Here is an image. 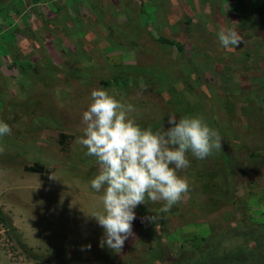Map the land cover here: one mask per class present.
I'll return each instance as SVG.
<instances>
[{"label":"rangeland","instance_id":"rangeland-1","mask_svg":"<svg viewBox=\"0 0 264 264\" xmlns=\"http://www.w3.org/2000/svg\"><path fill=\"white\" fill-rule=\"evenodd\" d=\"M43 1L39 8L41 11L39 19L33 18L34 10L30 0H13L19 12L18 16L12 15L14 18L12 21L7 22L6 15L0 14L1 42L6 39L8 42L11 41L10 35L17 28L18 22H21L19 27L27 29L31 26L36 32L34 36L17 38L15 45L8 44L12 51L17 47L16 55L20 62L25 63L23 68L15 65L11 69L4 66L10 65L5 61H3L5 64L1 63L0 66V121L7 123L12 129L9 136L11 139L8 135L0 137V147L5 149L4 153L0 154V213L13 223L19 235L13 236L0 219V264H134L139 258L156 264L154 255L159 248L153 237L155 235L152 234L156 230L168 245V256L177 258L182 251L192 250L193 246L201 243L204 238L217 236L225 231L231 235L238 234L247 231L250 226L263 225L264 114L257 123L249 125L247 115L244 114L238 100H234L237 101L238 107L234 113L225 111L224 102L214 107L211 96L213 91L224 92V80L228 77V74H225L227 69L236 74L234 77L236 87L235 83L239 82V77L245 78L252 72L251 69L259 68L258 64L264 57V49L257 51L255 47L262 39L258 35H251L256 31H252L253 27L250 28L249 23L259 30L264 28V0H238L234 6L231 5L234 0H200L202 3H218L216 8H211L215 14L210 8H206L200 17L204 23L207 21L222 23L218 26L211 25L208 31L210 34L218 35L223 25H239L246 17L245 25L248 27L240 29L239 32L244 36L245 42L237 45V49L232 47L226 49L222 61H218L214 55L219 43H216L212 35L209 33L196 35L197 32L193 30L190 34L181 32L180 38L184 43L192 46L196 41L203 48L199 73L206 82L203 86L206 91L202 102V89L192 91L194 94L192 104L200 103L196 109L186 106L185 109L182 106L175 109L177 104H174L171 111H167L168 102L174 99L171 96L175 97V92H171L170 89L169 97L163 94L162 85L168 83V79L166 82L157 81L153 76L137 79L136 74L128 73L131 69H126L127 71L118 69L119 71L109 74L102 71L101 64L87 67L86 71H90L87 77L97 78L91 92L104 88L122 103L132 104L135 111L130 116L136 119L141 128L151 127L156 131L164 126L167 129L170 127L168 124L170 114H175L177 120L179 117L199 116L223 138L222 149L214 151V154L204 160L196 159L190 152L188 153L190 167L181 170L178 175L187 179L189 191L171 207L170 211L159 212L163 201L137 206L132 229L135 235L125 241L119 253L106 245L100 246L104 230L88 216L94 210L103 211V190L95 191L90 183L91 178L99 174L95 172L96 167L100 171L97 158L91 156L92 163L87 170L74 167L73 163L65 167L63 163L69 157H76L79 162L81 154L77 145L84 146L80 139L84 137L86 127L82 117L92 100L91 92L84 89L86 80L68 83L60 73L65 69L70 71L85 69L83 62L87 60V53L97 50L95 45H100L103 38L109 39V32L103 26H106L107 30L110 29L111 33H116L113 41H110L114 47L120 41L124 42L125 38L131 37H126L127 35L135 33L139 35V30L147 23L158 28L159 11L155 10L153 0H150L151 4L147 8L145 1H140L138 11L133 9V13L130 12L132 25L123 11L111 12L112 18L104 19L103 12L93 11V5L90 3L83 23L78 16V9L73 8L71 0ZM108 1L117 6L119 0ZM171 1L175 6L176 18L183 20L185 13L188 16L181 2ZM64 2L68 4L65 13L69 12L70 16L77 18L75 28L72 26V20H62L64 25L61 26H58L57 22L49 21ZM145 8L146 13L142 15ZM80 10L84 12V6ZM167 15L170 16V13ZM163 18L166 19L164 11ZM83 42L90 44L85 45ZM132 47L134 50L130 56L137 54L139 60L136 61V57L125 58L127 65L153 66L161 61L170 60L171 79L179 75L176 67L181 59L177 58L172 49H166L146 37ZM102 57L106 58L107 55L103 54ZM236 59L242 63H237ZM214 61L219 63L218 69H222L219 73L223 72V77L219 78L220 75L214 74L217 72ZM49 64L57 68L56 72ZM24 68L29 72L24 73L22 77L19 71ZM262 69L264 68L261 67ZM237 70L241 72L240 75ZM154 72L159 73L158 70ZM262 72L264 77V71ZM54 73L57 74L56 77ZM104 82H110V85L102 84ZM171 84L174 86L172 81ZM188 110L192 112L187 114ZM32 126L36 129L34 130ZM62 134L70 138L65 140L67 146L64 143L63 147ZM40 148L54 161L56 168L52 169L55 173L42 175L26 171L25 167L32 164L26 153L35 152L34 150ZM83 150L88 151L86 146ZM226 155L232 162L230 168L229 159L222 157ZM45 159L44 156L41 158L42 161ZM91 165L95 171L91 169ZM155 213L160 217L157 226L144 219ZM19 237L31 253L25 252L19 245L16 239ZM219 239L216 240L218 244ZM89 244L90 249L87 248ZM31 254L36 255L38 259ZM226 256L227 254L223 259Z\"/></svg>","mask_w":264,"mask_h":264},{"label":"clouds","instance_id":"clouds-1","mask_svg":"<svg viewBox=\"0 0 264 264\" xmlns=\"http://www.w3.org/2000/svg\"><path fill=\"white\" fill-rule=\"evenodd\" d=\"M140 1L142 0H119L117 6H114L108 0H71L73 8L81 9L84 6V12L80 10L81 15L78 14L83 23L84 17L87 15L88 5L91 3L93 11L103 12L104 19L112 18L110 16L111 12L123 11L132 25L133 20L130 12L133 13V9L136 12L138 11V3ZM144 1L147 8L151 4V1ZM178 1L182 3L189 16L186 13L184 14V24H186L185 18L193 22L199 21L198 24H201L202 29L208 31L211 25L215 24L218 26V24H222L212 21L204 23L200 19L201 15L205 13L206 8H210L213 14H215L214 9L211 8H216L218 3L209 4L208 2H204L202 4L200 0H195V8L188 0ZM237 2L238 0H234L231 2V5L234 6ZM154 6L157 10L160 8L161 11L166 13L163 25L155 28L147 23L139 30V35L136 33L127 35L126 37H131L125 38L124 42L120 41L114 46L115 48L110 41H113V36L116 33H111L110 29L107 30L106 26H103L109 32V39L103 38L100 45H95L97 50H91L87 53V60H84L83 67H93L101 64L100 68L103 69L102 71H106L109 74L118 69H125V71L131 69L128 73L130 75L136 74L137 79H142L146 76H153L157 81L164 82L168 79V83L162 85L163 94H167L169 97L168 93L175 92V97L171 96L174 99H169V106L166 107L167 111H171L174 104L180 102L181 97L183 99L184 96L188 97L190 107L196 109V106L200 105V103L192 104V96H194L192 91L194 90L193 85H195L194 79L201 78L203 82V75L199 73V64L202 65L203 50H201V55L195 62L188 60L184 56L179 57L183 55L181 53H175L177 58L181 59V62L177 63L176 67V72H179V75L173 77V80L170 76L172 64L170 60H167L170 62V65L164 60L153 66L144 67L127 65L125 62L126 59H134V57H136V61L139 60L137 54H132L131 56L130 54L134 50L132 46L143 37L166 48L167 45L155 40L151 30L159 31L161 34L165 33L167 34V38L174 39V32L172 30L177 21L182 20L175 17L174 3L171 0H154ZM146 8L143 9L142 15L146 13ZM167 13H170V16ZM11 14L18 16V13L15 11L11 12ZM136 15L139 16L138 13ZM234 16L237 17V15ZM250 18H252V15H250ZM13 19V16L6 15L7 22ZM245 20H247V17L242 19L241 24L237 25L239 29H246L248 27L245 25ZM76 24L77 18L73 28H75ZM19 26H21V22H18L17 28L12 31L10 38ZM249 26L250 28L253 27L252 31L255 30L257 32L251 33V35L255 34L261 39L264 38V28L259 30L256 26L250 25V23ZM96 29L99 28L96 27ZM79 31L82 32L80 29ZM198 34L201 33H197L196 35ZM218 37L225 49L230 47L237 49L236 46L244 41V36L240 35L239 31L234 27H222L218 33ZM5 41L8 42L7 39ZM83 43L85 45L90 44L87 42ZM107 48H112V50H108ZM169 48L176 52L175 47L168 45L167 49ZM103 54L107 55V57L103 58ZM8 56L7 61H4L10 63V65L4 66L13 69L16 61L25 64L20 62L17 56ZM186 64H191L193 67L192 72H186ZM49 65L56 72L57 68L53 67V64ZM144 69L148 70V72L145 73ZM155 70H158L160 75L155 73ZM27 72L29 70L24 68L19 71V75L21 76L22 74L23 77L24 73ZM171 81L174 86H172ZM235 88L239 90L238 86ZM91 100L92 102L88 109L83 113L82 120L86 127L84 129V137L80 139V143L87 147V155L97 158L100 171L91 180V187L97 192L103 190L104 194L102 196L103 211L94 210L88 216L93 218L104 230L100 246L104 247L106 245L109 249L119 253L125 241L135 235L132 229L133 221L136 219L135 209L137 206L148 204L149 202L163 201L164 204L159 209V212L166 213L170 211L171 207L178 203L183 198V195L189 191L187 179L178 175L181 170L190 167L188 153L190 152L196 159L204 160L212 155L214 151L222 149L223 138L217 130L210 128L204 119L199 116L179 117L177 120L175 114H170L168 116L170 127L167 129L164 126L156 131H153L151 127L141 128L136 119L130 116L135 111L133 105L122 103L114 95H110L104 88L94 89L91 92ZM235 102L237 106V101ZM231 105L233 107V104ZM225 111L227 110L225 109ZM11 131L12 129L7 123L0 121V137L10 135ZM4 151L5 149L0 147V154H3ZM144 219L155 223L157 226L160 217L158 213H155V215L145 217ZM90 247V244L87 245V248L90 249Z\"/></svg>","mask_w":264,"mask_h":264},{"label":"trees","instance_id":"trees-1","mask_svg":"<svg viewBox=\"0 0 264 264\" xmlns=\"http://www.w3.org/2000/svg\"><path fill=\"white\" fill-rule=\"evenodd\" d=\"M44 2L43 0H31L32 8H33V18L39 19L41 15V11H39L40 3ZM191 5H193L196 8L195 0H188ZM204 3V2H203ZM202 3V4H203ZM154 4V0H153ZM202 6V5H201ZM155 7V6H154ZM67 4L64 2L61 9L57 11V14L51 18L50 22H57L58 26L64 25L62 20H72V26L76 23L75 17L70 16L66 12ZM156 10V7H155ZM19 12L18 8L15 6L13 0H0V14L12 16L11 12ZM159 13L157 14V21L159 25H163L164 18H163V11L161 9H158ZM79 15H81L80 9H78ZM60 16V17H59ZM186 24H184V20L177 21V24L174 26L173 30L175 29V32L173 34L174 39L167 38V34H161L159 31L151 30L152 35L154 36L155 40L161 44H165L166 49L169 46L175 47L176 52L175 53H181L185 58H187L190 61H197L198 57L201 55V50H203L202 46L198 43L187 45V43H183L180 40V34L182 31L188 32V34L191 33V31H196L197 33H209L208 30H203L200 28L201 24H198L199 21L193 22L185 18ZM32 21V20H31ZM184 24V25H183ZM237 25L233 24H225L222 27H234L239 32L241 31ZM241 27V26H240ZM184 29V30H183ZM26 33V34H25ZM26 35H36V32L31 28V26H28L27 29L18 27L16 32L13 33L11 36L10 42H1L0 41V66L1 63L5 64L3 61H7V56L12 55L13 57L17 56V47L14 48L12 51L11 48L8 47V44L15 45L16 39L26 38ZM209 35H212L209 33ZM214 39L216 40V43L218 44L219 48L216 49L214 52V55L217 57L218 61H222V56L225 55L226 49L221 45L219 41L218 35H212ZM90 43V42H87ZM3 47V49H1ZM264 49V40L262 39V42L258 44L255 47V50L261 51ZM245 57V55H244ZM233 59V58H232ZM213 61V60H211ZM233 62V60H231ZM168 65H170L169 61H165ZM237 63H242L240 60L236 59ZM213 64L216 65L217 72H214L216 75H220V77H223V72L220 74L219 72L222 70L221 68L218 69L219 63L213 62ZM248 65V63H245ZM6 65V64H5ZM15 65H18L23 68V64L19 63L18 61L15 62ZM229 67V65H228ZM258 67L256 70L251 69L249 72V76L247 73H245L247 76L245 78L239 77V79L242 80L238 83H235V85L238 86L239 90L235 88L234 86V77L235 73L229 71V69L226 70V75L228 74L227 79L224 80V92L222 90L213 91L211 96V101L214 105L220 104L224 102L225 109L230 112L236 110L237 106L234 102V100H238L240 104L242 105V110L245 115H247V121L249 125H254V123H257L259 118L261 119L262 114H264V77L263 72L264 69L261 70V67L264 68V57H262L260 63L258 64ZM192 66L191 64H186V72L190 73L192 72ZM30 69V68H29ZM87 67L85 69L81 70H61V75H63L64 80L68 83H71L72 81L81 82L86 80L85 82V91H90L93 89L92 85L96 83L97 78H89L87 77L90 71H86ZM220 70V71H219ZM63 71V72H62ZM145 73L148 72V70H143ZM194 71V69H193ZM238 75L241 74L239 70H237ZM92 74V73H91ZM90 74V75H91ZM160 75V72L157 73ZM55 77L57 74H55ZM53 75V77H54ZM59 75V74H58ZM164 76V75H163ZM91 77V76H90ZM222 80V79H221ZM102 84H105L106 86L110 85V82H104ZM193 87L194 89H197L198 91L202 89V97L205 99V91L206 89L203 88L204 85H206L205 80L202 82L201 78L194 79ZM217 84V81H216ZM178 100V99H177ZM184 101V102H182ZM233 104V107L231 104ZM179 106H182L183 109L186 107H190V103L188 101V97L184 96L181 101L177 103V106L175 109H180ZM174 109V110H175ZM184 112V111H183ZM192 111L188 110L186 111L187 114H190ZM235 113V112H234ZM184 115L185 112H184ZM264 117V116H263ZM247 123V124H248ZM32 128L35 130L36 127L32 126ZM11 135V134H10ZM8 135V137L10 136ZM11 139V137H9ZM70 139L68 135L62 134V147L65 143L67 146V143L65 140ZM69 145L71 146V142H69ZM78 152L80 151V158L79 162H77L76 157H69L66 159V161H63L64 166H70L72 163L74 164V167H80L81 169H89L90 163H92V158L90 155H87V151L83 150L84 146L77 145ZM81 146V147H80ZM42 148L39 150H34L35 152L28 151L26 155L28 156L29 161H32V164L30 166L25 167L26 171L30 173L35 174H52L55 173L52 168H56V165L54 161L50 158V156H47L44 149L41 151ZM67 150V147H66ZM215 153V152H214ZM213 153V154H214ZM30 155V156H29ZM45 157V161H42L41 158ZM225 159H229L228 167L231 166V161L228 155L222 156ZM222 157L220 159H222ZM34 159V161H33ZM84 162V163H82ZM91 169L94 170V166L91 165ZM245 170V169H244ZM95 171V170H94ZM231 171V170H230ZM96 173L99 172L96 167ZM242 173H245L243 170H241ZM231 173V172H230ZM98 174V173H97ZM93 177L91 178V180ZM91 183V181H90ZM1 221L3 224L6 225L7 229H9V232L13 234V236L18 235L17 229L11 223L10 220H8L2 213H0ZM152 231L154 229H151ZM155 231V230H154ZM152 234L155 236L154 239L156 240L157 249L156 254L154 257L156 258V264H264V224L263 225H254L250 226L247 231L238 233V234H230L228 231H225L224 233H219L217 236H210V238H204V240L193 246L192 250L182 251L180 255L177 258H173L169 255L168 245L162 240V236L159 231H155ZM19 236V235H18ZM219 239V244L216 242V240ZM19 242V245L22 246L25 250V252H30V250L27 248V246L21 242L20 238H16ZM238 240H241V242H238ZM233 241V242H232ZM234 241H236L234 243ZM231 244V245H230ZM193 245V244H192ZM229 245V246H227ZM246 251L248 253H246ZM230 253V254H229ZM227 254L226 258L224 256ZM31 256H34L35 259H38L36 255L31 254ZM40 259V258H39ZM134 264H150V262L144 258H139L135 260Z\"/></svg>","mask_w":264,"mask_h":264}]
</instances>
